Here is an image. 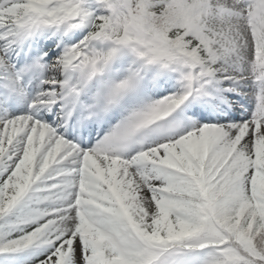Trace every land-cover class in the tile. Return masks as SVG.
Here are the masks:
<instances>
[{
  "label": "snow or ice",
  "instance_id": "6c2138e0",
  "mask_svg": "<svg viewBox=\"0 0 264 264\" xmlns=\"http://www.w3.org/2000/svg\"><path fill=\"white\" fill-rule=\"evenodd\" d=\"M0 264H264V0H0Z\"/></svg>",
  "mask_w": 264,
  "mask_h": 264
}]
</instances>
